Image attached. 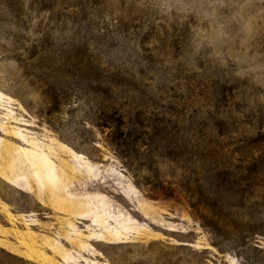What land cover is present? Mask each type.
<instances>
[{
	"label": "rangeland",
	"instance_id": "374dc122",
	"mask_svg": "<svg viewBox=\"0 0 264 264\" xmlns=\"http://www.w3.org/2000/svg\"><path fill=\"white\" fill-rule=\"evenodd\" d=\"M0 264H264V0H0Z\"/></svg>",
	"mask_w": 264,
	"mask_h": 264
}]
</instances>
